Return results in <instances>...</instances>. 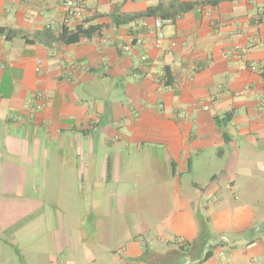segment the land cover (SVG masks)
I'll return each instance as SVG.
<instances>
[{
  "label": "crops",
  "instance_id": "crops-1",
  "mask_svg": "<svg viewBox=\"0 0 264 264\" xmlns=\"http://www.w3.org/2000/svg\"><path fill=\"white\" fill-rule=\"evenodd\" d=\"M63 1L0 0V27L18 33L0 36L9 204L0 227L16 219V178L32 184L40 162L43 173L67 167L80 203L89 198L77 215L81 236L114 238V215L132 223L121 251L108 252L113 261L264 264V0H83L94 16L70 28ZM150 8L174 19L160 49L155 18L113 20ZM82 21L96 33L65 44L64 30ZM138 34L143 44L125 53ZM208 161L216 170H206Z\"/></svg>",
  "mask_w": 264,
  "mask_h": 264
},
{
  "label": "rangeland",
  "instance_id": "rangeland-1",
  "mask_svg": "<svg viewBox=\"0 0 264 264\" xmlns=\"http://www.w3.org/2000/svg\"><path fill=\"white\" fill-rule=\"evenodd\" d=\"M209 162L203 164L207 165L206 170H216V162L215 164ZM1 164L3 165L2 161H0V214L3 213V209L9 211L8 208H4L9 204L5 206L2 202L5 175L1 170ZM38 164L39 170H36L38 174L35 172L31 179L32 184L29 183V178L28 182L26 177L16 178L19 184L17 200L15 208L11 209L16 219H13L15 222L6 231L0 227V264H124L113 261V254L108 252L112 248L121 251L119 248L123 245L121 238L127 233V227L128 230H133L132 223L127 224L114 215L108 223L114 230L112 235L114 238L101 240L100 237L91 238L89 234L81 236L76 232L77 215L78 211L81 213L80 216L84 214L83 205L88 207L89 198H82V201L87 202L85 204L83 202V205L80 203L81 199L71 183L72 177L67 167L59 168L58 172L47 165L45 167L47 171L43 173L40 162ZM258 165H261L260 162ZM226 195L228 199L231 197L230 192ZM26 198H33L41 203L39 202L38 208L30 210L26 208V201H29ZM120 234L121 237L117 238L116 236ZM150 235L156 246V232ZM79 237L87 240H80ZM158 262L160 259L155 256L148 264Z\"/></svg>",
  "mask_w": 264,
  "mask_h": 264
},
{
  "label": "built area",
  "instance_id": "built-area-1",
  "mask_svg": "<svg viewBox=\"0 0 264 264\" xmlns=\"http://www.w3.org/2000/svg\"><path fill=\"white\" fill-rule=\"evenodd\" d=\"M63 26L66 28H70L74 25V20L80 17H92L94 16V12L90 13L87 12L85 3L83 0H64L63 1ZM174 23V19L167 17V18H155L154 20V28L156 30V37H155V46L157 48H163L166 46L168 40L164 36L163 29L167 26H172ZM78 25H83V27L87 28L88 24L84 23L83 21ZM76 27H74L75 29ZM143 44V36L138 34L131 43L127 44L123 47V51L125 53H130L135 47L141 46ZM176 46V42L171 41L167 46V50L174 48ZM145 60V58H143ZM42 66V61H37V71H40ZM254 71L255 67H251Z\"/></svg>",
  "mask_w": 264,
  "mask_h": 264
},
{
  "label": "trees",
  "instance_id": "trees-1",
  "mask_svg": "<svg viewBox=\"0 0 264 264\" xmlns=\"http://www.w3.org/2000/svg\"><path fill=\"white\" fill-rule=\"evenodd\" d=\"M192 6H193L192 4H184L182 6V9L189 10ZM157 11H158L157 8H155V9L150 8L145 12L134 13V14H130V15L113 16V20L118 26L128 25V24H130L132 22H136L138 20L155 18L156 15H158ZM96 31H97L96 27L90 26L88 28H85V27H83V25H78V26H76V28L74 30H72V32H69V31H67V29H65L64 33L62 34L61 40L67 45L75 44V43H78L82 38L92 37L96 33ZM17 35H18V33L13 31V30H9L7 28L0 27V36L16 37ZM255 70H256V68H255ZM230 117H231V115L228 114L220 122L225 123V125H226V123L230 121ZM224 137H226V134H224ZM176 245L180 249H184L186 247V243H183V244L176 243ZM145 253H147V252H145ZM212 256H213L212 250H208L207 254L204 257V260L202 261V263L211 259Z\"/></svg>",
  "mask_w": 264,
  "mask_h": 264
}]
</instances>
